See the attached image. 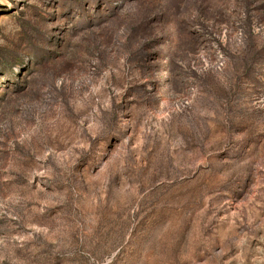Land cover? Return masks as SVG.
Wrapping results in <instances>:
<instances>
[{
  "label": "rangeland",
  "instance_id": "rangeland-1",
  "mask_svg": "<svg viewBox=\"0 0 264 264\" xmlns=\"http://www.w3.org/2000/svg\"><path fill=\"white\" fill-rule=\"evenodd\" d=\"M0 264H264V0H0Z\"/></svg>",
  "mask_w": 264,
  "mask_h": 264
}]
</instances>
